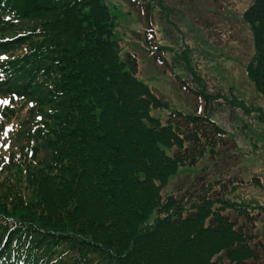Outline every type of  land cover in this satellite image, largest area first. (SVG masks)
I'll return each mask as SVG.
<instances>
[{"label": "trees", "instance_id": "obj_1", "mask_svg": "<svg viewBox=\"0 0 264 264\" xmlns=\"http://www.w3.org/2000/svg\"><path fill=\"white\" fill-rule=\"evenodd\" d=\"M129 3L149 13L161 0ZM1 7L0 34L6 22L14 33L0 38V96L28 105L0 124V264H264V203L220 169L238 161L235 141L205 113L151 114L167 103L135 76L134 57H120L104 0ZM243 19L246 72L264 98V0ZM204 158L212 174L179 176Z\"/></svg>", "mask_w": 264, "mask_h": 264}, {"label": "rangeland", "instance_id": "obj_2", "mask_svg": "<svg viewBox=\"0 0 264 264\" xmlns=\"http://www.w3.org/2000/svg\"><path fill=\"white\" fill-rule=\"evenodd\" d=\"M104 1L113 15L120 57H134L135 76L167 103L153 108L151 114L162 122L172 109L207 114L236 144L232 153L238 154V161L232 170L221 167V172L236 173L244 182L240 185L241 195L264 203V122L259 119L261 111L256 109H263L264 98L246 72L254 42L243 19L244 11L254 0H161L149 13L146 4ZM2 10L3 7L0 13ZM5 25L11 30L0 34L4 39L14 33L10 24ZM152 28L155 34L148 32ZM3 58L0 56V61ZM26 103L20 98L0 96V124L7 122L2 127H9L14 121L5 116L7 110L13 109L19 121ZM210 162L204 158L194 165L181 166L178 174L192 177L205 167L212 174ZM252 177L255 181H250ZM176 178H170L162 195L173 189ZM10 181L16 183L17 179L12 176ZM154 216L155 213L149 216V222ZM258 230L264 236V213Z\"/></svg>", "mask_w": 264, "mask_h": 264}]
</instances>
